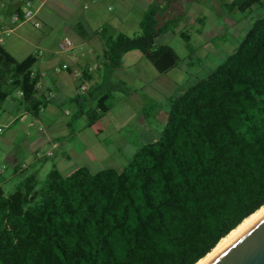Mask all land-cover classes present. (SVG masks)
Masks as SVG:
<instances>
[{
  "label": "trees",
  "instance_id": "1",
  "mask_svg": "<svg viewBox=\"0 0 264 264\" xmlns=\"http://www.w3.org/2000/svg\"><path fill=\"white\" fill-rule=\"evenodd\" d=\"M219 4L232 13L264 2ZM184 13L183 0H156L138 32L100 29L101 81L88 97L71 99L76 115L92 125L113 106L114 91H131L112 79L127 51L142 52L159 73L176 67L177 52L156 38L174 33ZM179 34L192 52L190 33ZM35 61L0 46V106L18 90L26 111L39 116L49 100L35 88ZM89 97L95 105L85 110ZM263 204L264 14L205 77L171 97L160 135L121 170L80 166L65 175L52 167L42 181L28 175L10 192L0 185V264H195Z\"/></svg>",
  "mask_w": 264,
  "mask_h": 264
},
{
  "label": "crops",
  "instance_id": "2",
  "mask_svg": "<svg viewBox=\"0 0 264 264\" xmlns=\"http://www.w3.org/2000/svg\"><path fill=\"white\" fill-rule=\"evenodd\" d=\"M25 1L5 0L0 6V25L12 28L2 46L18 60L30 54L36 56L32 69L44 72V89L52 90L54 97L41 109L38 117L26 111L18 90L6 96L0 106V185L6 192L14 190L28 175H34L41 181L40 177H45L52 167L65 175L80 166L89 169V165L104 162L119 149L118 144L124 141L121 132L128 114L114 115V103L88 126L84 116L76 115L79 105L71 101L78 94L79 84L72 72L75 68L90 67L87 72L88 89L99 83L105 48L99 30L104 29V33L109 35L120 32L131 35L123 28L129 14L135 7H140L136 22L139 29L144 11L156 0H33L34 19L40 22V27H35L32 21L12 24V13L22 9ZM184 9L181 21L192 17V11ZM136 32L138 30L132 34ZM65 38L71 39L73 49L60 50V42ZM126 57L141 63L147 60L139 50H130L124 53L121 66L114 71V81L121 80L131 85L129 93L122 92L127 94L125 100L138 93L144 99L160 95L158 81L164 73L157 72L152 65L158 75L150 78L144 71L126 66ZM81 95L88 97L87 92ZM94 105L92 97L82 102L85 110ZM103 118H107V122L103 123ZM142 129V136L150 139L143 143L156 139L149 127L143 124ZM38 151L44 155L36 156ZM73 162L75 166H71Z\"/></svg>",
  "mask_w": 264,
  "mask_h": 264
},
{
  "label": "rangeland",
  "instance_id": "3",
  "mask_svg": "<svg viewBox=\"0 0 264 264\" xmlns=\"http://www.w3.org/2000/svg\"><path fill=\"white\" fill-rule=\"evenodd\" d=\"M200 1L201 3L195 0H183L184 8L192 11V17H186L184 21L179 22L174 33L167 32L156 38L157 44L166 43L170 45L180 57L176 67L160 75L158 84L161 94L152 95L154 96L153 99H144L140 98L141 94L138 93L125 100L127 94L122 92L113 93L115 103L113 114L116 116L128 114V119L124 121L121 132L124 141L118 144L119 149L104 162L89 165L90 171L95 172L106 167L117 170L122 169L139 146L150 140L141 134L143 124L149 127L153 138H157L166 122L171 97L177 95L193 81L205 77L213 67L236 48L253 21L264 14V4L262 7H256L251 11L229 13L220 7V0ZM262 1L264 2V0ZM139 12L140 7H135L129 14L126 27H123L130 34L139 30L136 24ZM198 16L204 17L203 25L198 21H194L195 17ZM197 29L202 32L199 34ZM181 30L190 33L194 48L192 52L186 48L185 41L179 34ZM125 65L136 68L141 72L144 71L145 75L150 78L153 75H158L152 64L146 59L141 63L136 59L126 57ZM127 86L129 89L131 88L128 82ZM71 106L70 108L73 109ZM106 119L103 118L102 122H107ZM70 164L75 166L76 163ZM43 179L44 176L40 177L41 181Z\"/></svg>",
  "mask_w": 264,
  "mask_h": 264
},
{
  "label": "water",
  "instance_id": "4",
  "mask_svg": "<svg viewBox=\"0 0 264 264\" xmlns=\"http://www.w3.org/2000/svg\"><path fill=\"white\" fill-rule=\"evenodd\" d=\"M204 264H264V213Z\"/></svg>",
  "mask_w": 264,
  "mask_h": 264
},
{
  "label": "built area",
  "instance_id": "5",
  "mask_svg": "<svg viewBox=\"0 0 264 264\" xmlns=\"http://www.w3.org/2000/svg\"><path fill=\"white\" fill-rule=\"evenodd\" d=\"M4 1L5 0H0V6L4 5ZM32 2L33 0H26L22 9L17 10L12 13L10 17L12 24H16L21 21H32L35 27H40V22L34 19V10L32 7ZM11 31H12V28L10 26L0 25V46L4 42L5 36L8 35ZM73 47H74V44L70 38L63 39L59 45V48L62 51L71 50L73 49ZM89 69L90 67L88 69L75 68L72 72L74 78L79 81L78 94H84L87 92L88 85H87V78H86L85 73L88 72ZM31 75L37 76V81L35 83V88L37 90V93L43 94L47 100H51L54 97V92L52 90L44 89V84H43L44 72H40V71L32 69ZM47 154L50 155L51 153H47ZM43 155L44 154L41 153L40 151L36 152V156L38 157H41Z\"/></svg>",
  "mask_w": 264,
  "mask_h": 264
},
{
  "label": "bare ground",
  "instance_id": "6",
  "mask_svg": "<svg viewBox=\"0 0 264 264\" xmlns=\"http://www.w3.org/2000/svg\"><path fill=\"white\" fill-rule=\"evenodd\" d=\"M264 213V204L260 206L255 212L243 219V221L234 229H232L227 235L222 237L219 242L209 251L204 257L200 258L195 264L206 263L222 246L239 234L243 229H245L249 224H251L256 218Z\"/></svg>",
  "mask_w": 264,
  "mask_h": 264
}]
</instances>
